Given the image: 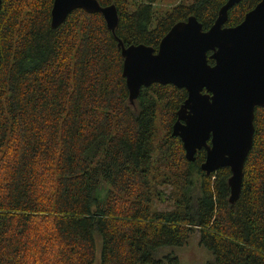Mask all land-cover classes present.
<instances>
[{"label": "trees", "instance_id": "trees-1", "mask_svg": "<svg viewBox=\"0 0 264 264\" xmlns=\"http://www.w3.org/2000/svg\"><path fill=\"white\" fill-rule=\"evenodd\" d=\"M98 1L117 6L115 34L101 12L53 27L54 0L2 1L0 264H182L158 251L195 233L206 264H264V107L231 203V169L208 174L206 150L190 161L173 134L188 91L154 83L131 104L119 46L158 49L191 16L208 30L228 0ZM260 1L241 0L226 26Z\"/></svg>", "mask_w": 264, "mask_h": 264}, {"label": "water", "instance_id": "water-1", "mask_svg": "<svg viewBox=\"0 0 264 264\" xmlns=\"http://www.w3.org/2000/svg\"><path fill=\"white\" fill-rule=\"evenodd\" d=\"M240 1L228 0L208 30L196 16L176 23L158 49L146 44L127 46L119 40L131 104L144 87L154 83L188 91L173 134L182 140L190 161L206 150L201 167L208 174L231 169V203L241 194L246 160L254 144L256 109L264 107V0L241 23L226 26L230 9ZM78 8L101 12L116 33L117 6H103L98 0H54L53 27ZM209 52L215 64L209 62Z\"/></svg>", "mask_w": 264, "mask_h": 264}, {"label": "rangeland", "instance_id": "rangeland-1", "mask_svg": "<svg viewBox=\"0 0 264 264\" xmlns=\"http://www.w3.org/2000/svg\"><path fill=\"white\" fill-rule=\"evenodd\" d=\"M179 0H162L157 3L159 10H164L176 4ZM108 189L109 186L104 184ZM161 209H165V203L160 205ZM159 254H174L178 256L182 264H206L213 258L210 250L199 244L198 233H195L185 246L163 247L158 251Z\"/></svg>", "mask_w": 264, "mask_h": 264}, {"label": "flooded vegetation", "instance_id": "flooded-vegetation-1", "mask_svg": "<svg viewBox=\"0 0 264 264\" xmlns=\"http://www.w3.org/2000/svg\"><path fill=\"white\" fill-rule=\"evenodd\" d=\"M210 53V52H209ZM181 107V106H180ZM178 113V112H177Z\"/></svg>", "mask_w": 264, "mask_h": 264}]
</instances>
